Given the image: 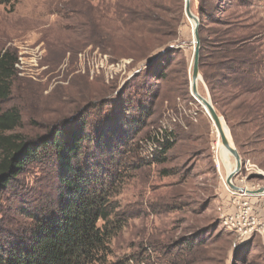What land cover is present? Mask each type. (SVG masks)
I'll return each mask as SVG.
<instances>
[{
	"label": "rangeland",
	"instance_id": "1",
	"mask_svg": "<svg viewBox=\"0 0 264 264\" xmlns=\"http://www.w3.org/2000/svg\"><path fill=\"white\" fill-rule=\"evenodd\" d=\"M120 2L123 10L144 11L141 18L132 16L123 43L116 9L120 11ZM167 4L19 0L13 9L0 5V52L11 50L19 60L12 94L1 110L19 112L22 125L16 132L35 139L69 119L86 120L92 137L97 128L123 131L128 113L150 108L134 143L132 158L139 162L150 159L146 137L173 134L175 147L165 163L131 169L123 181L117 200L126 225L102 264H264V195L252 197L226 187L229 173L225 165H217L211 120L191 93L195 43L184 1L165 16L175 25L174 36L163 40L155 32L159 25L150 14H161L158 5L162 9ZM192 11L200 20V65L208 72L219 69L211 65L205 48L229 32L234 39L261 34L264 51V0H192ZM103 31L111 32L112 39L104 38ZM132 50L135 57H129ZM201 69L198 92L213 100ZM158 71L164 76L156 77ZM234 94L230 104L218 107L242 157L233 183L254 191L264 188V117L256 108L264 105V93L244 99ZM45 173L34 168L23 175L21 204L35 207L49 197L40 190L42 182L50 181L42 180ZM10 198L8 191L0 193V224L6 229L28 222L26 215L12 210ZM240 211L254 220L252 230L232 227L230 218Z\"/></svg>",
	"mask_w": 264,
	"mask_h": 264
},
{
	"label": "trees",
	"instance_id": "2",
	"mask_svg": "<svg viewBox=\"0 0 264 264\" xmlns=\"http://www.w3.org/2000/svg\"><path fill=\"white\" fill-rule=\"evenodd\" d=\"M18 1L0 0V5L13 9ZM136 1L143 7L147 0ZM163 1H169V4L162 9L158 5L157 10L162 13L153 11L150 16L154 24L159 25L155 32L164 35L161 39L166 40L174 36L176 29L166 20V13H172L184 0ZM121 7L123 2H120L122 12L116 6L118 31L123 34L120 43H123L128 27L132 25V16L141 18L144 11ZM103 34L104 38L113 37L111 32L103 31ZM262 48L263 38L259 33L251 38L234 39L229 32L221 41L208 43L205 49L209 50L211 65L219 72L212 74L205 65L200 67L219 114L218 107L230 104L234 92L235 99L264 93ZM135 55L132 50L129 57ZM160 58L162 56L156 61ZM18 63L17 54L11 50L0 52V193L9 192L12 210L26 215L28 222L20 226L7 225L9 229L0 224V264H102L111 254L113 239L126 225L117 200L123 181L131 169L165 163L175 147L173 134L158 133L153 139H143L150 151V159L140 162L132 158L136 152L134 143L147 122L150 108L147 111L141 109L138 115L128 113L123 131L119 127L116 132L110 130L107 133V129L97 128L92 137L87 134L86 120L69 119L48 130L46 135L29 139L16 132L22 125L21 114L16 110H1V104L12 94ZM155 76L164 74L158 71ZM256 108L263 118L264 105L258 104ZM224 115L229 121L228 115ZM261 131H264V121ZM236 143L241 147L238 140ZM127 153L132 158L130 161ZM34 168L46 169L42 180L49 177L50 184L42 182L40 190L49 197L39 201L38 206L28 208L26 201L22 204L20 201L23 200L19 201L25 196L20 180Z\"/></svg>",
	"mask_w": 264,
	"mask_h": 264
},
{
	"label": "water",
	"instance_id": "3",
	"mask_svg": "<svg viewBox=\"0 0 264 264\" xmlns=\"http://www.w3.org/2000/svg\"><path fill=\"white\" fill-rule=\"evenodd\" d=\"M184 8H185V14H186L187 18L192 20L195 24V28L193 31L194 43H195V52H194L192 76H191V82H190L192 96L196 99V101H198V102L200 101L199 102L200 105L208 111L211 119L215 122L218 129L220 130L223 145L232 154V156L234 157V160L236 162V167H235L234 171L232 173H229L227 176L226 184L235 192H240V193H243L245 195L252 196V197H260V196L264 195V188H260L258 190L251 191L248 189L239 188V187L235 186L233 183L234 179L240 174V172L242 170V165H243L242 157H241L240 152L238 151L235 143L233 142V145H231L230 142L228 141V138L223 133L222 120L224 121L225 126L227 127V129L229 131V128L227 126L225 119L222 116H220V114L217 112V110L215 109V107L212 103V100L204 98L198 92L197 84H198V81L202 80V77L200 74V20L192 11V0H184ZM171 49L172 48H168L167 51L168 50L170 51ZM164 53L162 52L161 54H157L156 59L161 57ZM229 134H230V131H229Z\"/></svg>",
	"mask_w": 264,
	"mask_h": 264
},
{
	"label": "bare ground",
	"instance_id": "4",
	"mask_svg": "<svg viewBox=\"0 0 264 264\" xmlns=\"http://www.w3.org/2000/svg\"><path fill=\"white\" fill-rule=\"evenodd\" d=\"M189 22L191 23V28H192V33H193L194 28H195V24L190 19H189ZM197 88H198V84H197ZM204 111H205V114L208 116V118L211 120V123L213 126L214 136H215V140H216V148H217L216 150L218 153L217 165H218L219 169L221 168L222 164L225 165L228 173H232L236 167V162H234V157L228 151V149L223 145L220 130L218 129L215 122L211 119L210 114L208 113V111L206 109H204ZM222 130H223L224 135L228 138V141L230 142V144L233 145V141L231 140L229 131H228L227 127L225 126V123L223 120H222ZM225 185L227 187V184H225Z\"/></svg>",
	"mask_w": 264,
	"mask_h": 264
},
{
	"label": "built area",
	"instance_id": "5",
	"mask_svg": "<svg viewBox=\"0 0 264 264\" xmlns=\"http://www.w3.org/2000/svg\"><path fill=\"white\" fill-rule=\"evenodd\" d=\"M230 223L232 227H236L237 230L242 232H248L252 230L253 225L255 224L254 220L252 221L247 212L241 211L238 213V215L236 214V216L230 218Z\"/></svg>",
	"mask_w": 264,
	"mask_h": 264
}]
</instances>
